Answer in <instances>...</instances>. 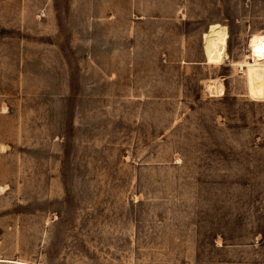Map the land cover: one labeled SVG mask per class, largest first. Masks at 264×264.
I'll return each instance as SVG.
<instances>
[{
	"label": "rangeland",
	"instance_id": "1",
	"mask_svg": "<svg viewBox=\"0 0 264 264\" xmlns=\"http://www.w3.org/2000/svg\"><path fill=\"white\" fill-rule=\"evenodd\" d=\"M260 40L264 0H0V264H264Z\"/></svg>",
	"mask_w": 264,
	"mask_h": 264
},
{
	"label": "bare ground",
	"instance_id": "2",
	"mask_svg": "<svg viewBox=\"0 0 264 264\" xmlns=\"http://www.w3.org/2000/svg\"><path fill=\"white\" fill-rule=\"evenodd\" d=\"M252 55L253 64H259L261 61H264V40L257 41L252 45ZM254 73L260 76L261 70L256 69Z\"/></svg>",
	"mask_w": 264,
	"mask_h": 264
}]
</instances>
